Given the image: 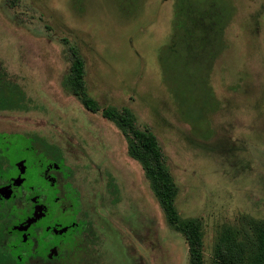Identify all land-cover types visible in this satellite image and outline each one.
<instances>
[{
  "label": "rangeland",
  "instance_id": "rangeland-1",
  "mask_svg": "<svg viewBox=\"0 0 264 264\" xmlns=\"http://www.w3.org/2000/svg\"><path fill=\"white\" fill-rule=\"evenodd\" d=\"M68 46L86 94L154 134L203 264H219L220 236L251 253L264 226V0H0V62L25 96L0 131L60 143L84 180L108 184L107 264H187L122 133L70 91Z\"/></svg>",
  "mask_w": 264,
  "mask_h": 264
},
{
  "label": "flooded vegetation",
  "instance_id": "flooded-vegetation-1",
  "mask_svg": "<svg viewBox=\"0 0 264 264\" xmlns=\"http://www.w3.org/2000/svg\"><path fill=\"white\" fill-rule=\"evenodd\" d=\"M0 154L4 244L15 264H107L99 174L87 182L60 143L36 135L5 133Z\"/></svg>",
  "mask_w": 264,
  "mask_h": 264
},
{
  "label": "trees",
  "instance_id": "trees-1",
  "mask_svg": "<svg viewBox=\"0 0 264 264\" xmlns=\"http://www.w3.org/2000/svg\"><path fill=\"white\" fill-rule=\"evenodd\" d=\"M67 49L70 60L68 69L70 91L79 97L85 109L90 112L99 111L119 129L125 139L127 154L140 164L167 224L183 235L187 245V264H203L199 221L195 218L179 217L174 206L176 187L163 161L154 134L145 128H138L128 108L122 107L117 110L109 104L100 106L87 95L83 82V61L76 53L74 46H68ZM24 105L23 90L0 62V112L21 110ZM2 136H5V133L0 131V138ZM44 146L47 147V145ZM3 209L4 207L0 205V264H15L4 244ZM213 257L219 264H246V262L247 264H264V226L255 235V244L251 253L246 255L241 243L234 235L229 234L218 237L214 245Z\"/></svg>",
  "mask_w": 264,
  "mask_h": 264
}]
</instances>
